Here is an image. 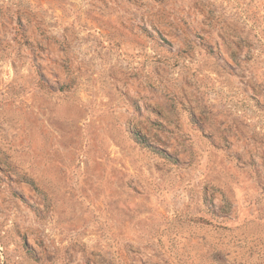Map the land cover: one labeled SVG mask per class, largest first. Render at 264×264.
Listing matches in <instances>:
<instances>
[{
  "label": "rangeland",
  "instance_id": "obj_1",
  "mask_svg": "<svg viewBox=\"0 0 264 264\" xmlns=\"http://www.w3.org/2000/svg\"><path fill=\"white\" fill-rule=\"evenodd\" d=\"M177 36L237 141L130 121ZM0 264H264V0H0Z\"/></svg>",
  "mask_w": 264,
  "mask_h": 264
},
{
  "label": "crops",
  "instance_id": "obj_2",
  "mask_svg": "<svg viewBox=\"0 0 264 264\" xmlns=\"http://www.w3.org/2000/svg\"><path fill=\"white\" fill-rule=\"evenodd\" d=\"M169 42L168 55L163 61L167 70L164 80L167 87L160 90V95L155 87L139 88L134 94L136 106L128 111L130 121L145 126L151 143L159 146L166 142L189 141L197 136L219 139L225 135L237 141L239 136L234 125L239 123L235 119L236 113L230 112L226 116L215 110L209 102V82L202 80L209 75L221 77L223 74V77L230 78L225 79L227 84L223 83L225 80L216 83L229 88L233 75L208 68L205 63L208 55L201 52V44L196 39L177 36ZM187 46L193 48L181 54V49ZM220 94L223 92L213 93L216 97Z\"/></svg>",
  "mask_w": 264,
  "mask_h": 264
},
{
  "label": "built area",
  "instance_id": "obj_3",
  "mask_svg": "<svg viewBox=\"0 0 264 264\" xmlns=\"http://www.w3.org/2000/svg\"><path fill=\"white\" fill-rule=\"evenodd\" d=\"M206 196L208 198L209 207L216 208V192H214L211 188L207 187Z\"/></svg>",
  "mask_w": 264,
  "mask_h": 264
}]
</instances>
